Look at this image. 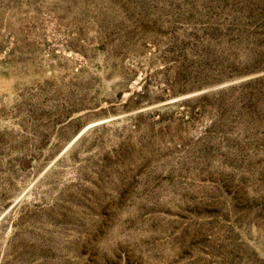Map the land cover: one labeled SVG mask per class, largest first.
Masks as SVG:
<instances>
[{
	"label": "rangeland",
	"instance_id": "374dc122",
	"mask_svg": "<svg viewBox=\"0 0 264 264\" xmlns=\"http://www.w3.org/2000/svg\"><path fill=\"white\" fill-rule=\"evenodd\" d=\"M0 264H264V0H0Z\"/></svg>",
	"mask_w": 264,
	"mask_h": 264
}]
</instances>
